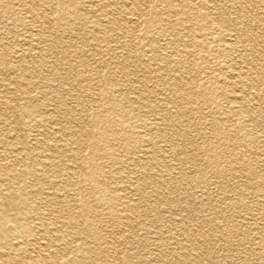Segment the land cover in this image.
<instances>
[{
    "label": "bare ground",
    "instance_id": "6f19581e",
    "mask_svg": "<svg viewBox=\"0 0 264 264\" xmlns=\"http://www.w3.org/2000/svg\"><path fill=\"white\" fill-rule=\"evenodd\" d=\"M146 1L0 0V264L263 256L264 0H165L168 29L147 19L161 38L119 42L142 27ZM25 16L38 45L10 46L8 21L23 28ZM92 80L116 114L101 118L82 94ZM212 187L238 197L220 207Z\"/></svg>",
    "mask_w": 264,
    "mask_h": 264
},
{
    "label": "rangeland",
    "instance_id": "374dc122",
    "mask_svg": "<svg viewBox=\"0 0 264 264\" xmlns=\"http://www.w3.org/2000/svg\"><path fill=\"white\" fill-rule=\"evenodd\" d=\"M58 1H61V0H58ZM164 1L165 0H163L162 2H160V0H147L146 1V3L145 2H142V4L143 5H138L137 4V6L139 7V9H142L143 11H144V8L146 7V6H149V11H146V12H144V14L143 15H141L142 13H141V11L139 12L140 13V17H139V15L134 11V10H131V12L132 13H135V14H137V16L139 17V21L141 22L142 21V23H143V25H142V27H140L139 28V31H134V30H129V29H126V28H124V30H125V35H127V37H125L124 39L122 38V37H120V36H123V34L121 35V33H119V32H115V38H113L114 40H116L117 42L119 41V42H123V43H125L126 44V42H128V36L129 35H131L133 32H136L135 34H137L136 36V43H137V47L139 48V47H142V46H144V44L146 43V40H144L142 37H143V35H144V33H146V32H148L149 33V35H152V36H154V37H160L161 38V35H162V33H163V31H161L158 27L157 28H153V29H151V30H149L148 28H147V23H148V21H147V19L150 17V18H152V20H155L156 22H159V24H166L167 22L166 21H164V19L166 18V16L164 17V16H162L161 14H160V11L161 10H163L164 9V7H165V3H164ZM13 2H14V0H13ZM140 4V3H139ZM147 4V5H146ZM164 5V6H163ZM41 9H43L42 7H41ZM112 10V9H111ZM110 10V11H111ZM126 11V10H125ZM125 11H122V12H124L123 14H122V12H120L117 16L118 17H122V18H124L125 17ZM150 11H156V12H158L157 14H155V15H153V16H150V15H148V13L150 12ZM20 14V13H19ZM21 15V14H20ZM29 16V15H28ZM25 16L24 17V25H27V26H24L23 28L21 27H17V25H14V26H12V24L10 23V21H8V26H10V27H8V28H10L11 29V33L10 34H8L7 35V40L8 41H12V39H13V43L11 44L10 42H9V44H10V46L11 45H13V44H18V45H22V47L21 46H18L17 48H28V47H34V46H36V45H38V36H37V34L40 32V31H38V27H35L36 25H39L38 24V22L37 23H34V20L32 19V18H29V17H31V16ZM131 17H134V15L133 16H131ZM168 17V16H167ZM123 23V22H122ZM124 26V25H123ZM164 27H166V25H164ZM167 28V27H166ZM168 29V28H167ZM167 29H165V31L167 32ZM40 30V29H39ZM42 31L44 32V34H47V32H46V29H42ZM128 31H130L129 33H128ZM57 32H55L54 31V34H56ZM168 33V32H167ZM119 37H120V39H119ZM181 37V36H180ZM179 37V38H180ZM119 40H118V39ZM138 40V41H137ZM183 40H186V38L185 37H183L182 39H181V41H183ZM77 42H78V40H76ZM76 41H74V43L76 42ZM213 41V40H212ZM6 42V41H5ZM118 42V46H120V43ZM139 42V43H138ZM160 42V41H159ZM161 43V42H160ZM100 44L101 45H106V43H103V42H100ZM111 44H116L114 41L111 43ZM76 45H79V42L78 43H76ZM117 46V47H118ZM122 49H120V48H118V51H121ZM209 61L211 60V61H213L214 60V53H212V55L210 56L209 55ZM36 61V64L38 65L37 66V69L39 70V71H42V70H44L45 68H47L46 67V64L47 63H39L37 60H35ZM202 65L203 66H205L204 65V63H202ZM198 65L196 64V61H193L192 60V63L191 64H188V66H187V69L189 68V67H197ZM211 68H212V71L214 72V74H217L218 73V71H217V67L214 65V63H212L211 64ZM98 71H100L101 69L100 68H96ZM102 70H107V68H103ZM132 76V75H131ZM134 78H136V76H133ZM138 79H139V77H138ZM91 84V85H90ZM90 84H89V91H84L82 94L87 98V99H89V100H95V101H99L100 102V105H102L101 107H100V109H102L101 111H100V114H98V111H95V109H93V111H90L91 112V114H92V116H91V120H92V122H94L95 121V117L94 116H97V114L98 115H100L101 116V118H104L105 117V115L106 116H111L112 114H116V109H113V107H112V105L110 104V102L108 101V100H106L105 98H103V97H100V91L104 88V85H102V84H100V83H97L96 82V80H92L91 82H90ZM100 84V85H99ZM41 86H43V85H41ZM97 88V89H96ZM98 92V93H97ZM85 104L87 105V101H85ZM196 104H198V105H201V102H197L196 101ZM76 104H74V106H75ZM88 105L90 106V103L88 102ZM88 107V106H87ZM89 108V107H88ZM90 112H89V114H90ZM203 112L206 114V113H208L209 112V110H207V109H205V107L203 108ZM228 124V123H227ZM95 130H96V128H94ZM238 134L239 135H241L242 137H244V136H246L247 134H248V131H249V127L247 126V125H245V126H241L239 129H238ZM234 134H236V133H232V142L233 141H235L234 140ZM237 135V134H236ZM239 135H237V136H239ZM208 136H209V134H208ZM230 136V135H229ZM240 136V137H241ZM241 137V138H242ZM176 143H179V141H176ZM218 143V141H215V140H212V141H210V145H212V146H214V145H216ZM162 145V147H163V144H161ZM85 146H87V145H85ZM247 146H248V143H247ZM107 152V151H106ZM99 161L97 160V163H98ZM171 163V165L173 166L174 165V161H171L170 162ZM175 171V170H174ZM173 171V172H174ZM215 189V190H214ZM212 190L214 191V193H213V196L215 197L214 199H215V201H214V204L215 205H218V206H220L221 207V202H222V198H224V199H226V201H227V199L229 198V197H231V198H237L238 196L237 195H233V194H227L226 192H224V191H226V190H224V189H222V190H220V189H217L216 187H212ZM227 191H228V189H227ZM229 192V191H228ZM231 193H233V192H231ZM180 196L182 197L183 196V194H180ZM246 196L248 197V198H250V195L249 194H246ZM258 198V197H257ZM257 198H255V200L257 199ZM251 199V198H250ZM252 200V199H251ZM254 200V201H255ZM194 201H196L197 203H200V201L198 200V199H196V200H194ZM243 201V200H242ZM151 202H152V199H151V201H150V203L147 205V207H146V209H148L149 208V206H150V204H151ZM181 202H182V200H181ZM180 202V203H181ZM182 204L184 205V203L182 202ZM186 204H188V202L186 203ZM217 206V207H218ZM168 209V211H172V212H170V213H174L175 212V207L174 206H168L167 207ZM207 210V209H206ZM203 211L202 212V214L203 215H205V216H207V214L209 215V212H208V210L207 211ZM189 212H191L190 210H188ZM145 213H146V210H145ZM145 213H140L139 214V216H141V215H144ZM155 212L154 211H149L148 212V215L145 217V218H147V219H155L156 221H158V218L157 217H155ZM173 216V215H172ZM104 224V223H103ZM193 226H195V223H193ZM155 227L157 228V227H161L159 224H155ZM137 233L138 234H141L142 233V227L140 226L139 228H138V231H137ZM261 252V250L260 249H255L254 250V254H259ZM257 255H253V257H254V259L251 257V256H249V255H247V262H246V264H264V253H263V256L259 259V260H257V259H255V257H256ZM201 260H203V257H201L200 258ZM263 261V262H262ZM203 262V263H202ZM201 262V264H205V261L203 260ZM239 262H242V261H238V263Z\"/></svg>",
    "mask_w": 264,
    "mask_h": 264
}]
</instances>
